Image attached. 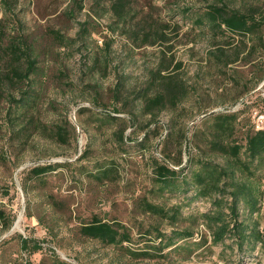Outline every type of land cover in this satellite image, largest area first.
<instances>
[{
    "label": "rangeland",
    "instance_id": "rangeland-1",
    "mask_svg": "<svg viewBox=\"0 0 264 264\" xmlns=\"http://www.w3.org/2000/svg\"><path fill=\"white\" fill-rule=\"evenodd\" d=\"M111 2L10 0L7 11L0 0V70L12 40L37 62L30 82L0 84V210L15 223L24 211L21 230L0 220V264H264L256 238L264 228V153L253 159L246 148L264 126V46L212 30L205 13L220 0H129L127 20ZM227 2L264 16V0ZM157 68L175 72L189 93L153 116L145 93ZM233 116L225 141L243 145L237 160L210 146L217 122ZM46 164L56 169L31 173ZM160 164L178 171L169 187ZM197 172L219 175L225 192L204 191ZM236 188L242 227L215 243L222 220H233ZM95 217L123 226L132 240L83 235Z\"/></svg>",
    "mask_w": 264,
    "mask_h": 264
},
{
    "label": "trees",
    "instance_id": "trees-1",
    "mask_svg": "<svg viewBox=\"0 0 264 264\" xmlns=\"http://www.w3.org/2000/svg\"><path fill=\"white\" fill-rule=\"evenodd\" d=\"M220 4H212L208 6V10L205 13L206 19L209 21V24L213 25L212 30L216 31L219 29L223 32L228 31L231 34L244 36L247 38H257L260 45L264 46V16L258 15L256 12H244L239 9L232 8L227 0H220ZM8 4L7 11H13L10 4V0H5ZM130 2L129 0H112L111 10L113 11L115 17L118 20H127V13L129 10ZM73 12H71L72 15ZM204 18H202L203 20ZM203 23L204 20H203ZM159 33V32H158ZM161 35H164L161 32ZM6 32L4 28V21L0 20V39H5ZM154 37V34L147 33L146 38L147 42H150ZM1 43V41H0ZM9 48V61L7 64V71L0 70V84L3 82H9L10 84H21L30 82V77L32 73L36 70V60L31 59L26 54L23 56V52L20 50L19 44L17 41H10V44L7 45ZM27 57L26 66H23V58ZM177 67H181V64H178ZM169 68H157L153 70L150 80L149 87H147V92L145 93V111L148 114L155 116L156 110H163L167 107H177L179 103L188 95L189 88L184 80L180 79L175 72L167 71ZM117 90L120 91V86L117 87ZM152 90L155 91L153 95H150L149 92ZM29 93L22 94V96H28ZM18 102V100H15ZM237 116L231 118H226L225 121L217 122L216 136L214 139L210 140V146L215 150H218L225 156L233 158V160L240 159V154L243 149L242 144H227L225 138L229 136L230 127L233 126V122ZM228 122L230 124H228ZM58 136L63 139V134L61 131H58ZM122 140H125L124 133L122 132ZM247 151L249 155L255 159L258 156H261L264 153V128L259 129L256 132L247 136ZM209 165V163H205ZM56 169V166L53 164L46 165H37L32 168L31 173L35 176H41L49 171ZM158 178L165 186L169 187L172 183H175V179L178 176V171L174 168H171L167 164H160L157 168ZM195 178L198 180L199 184L203 185V189L206 190H216L217 192L223 193L225 189L220 185L221 177L214 176V172H211L208 176H203L202 173L197 172ZM239 185H237L238 187ZM240 187H238L239 189ZM242 193L240 191L234 190L230 195L232 196V217L234 222H226L222 220L220 226L213 232V240L215 243L223 241L225 235L228 232L237 231V228L242 227V225L237 221L239 216L238 212V203L239 197ZM245 193L250 194V192L245 191ZM206 195V192H203ZM257 201V200H256ZM149 210L156 213L165 214V209L161 206L153 204L151 202L147 203ZM256 207V204L253 206ZM208 217L211 216V212L206 214ZM5 220L4 226L6 228H11L15 223V218H10L6 220V212L0 210V220ZM219 216H218V218ZM222 219V218H221ZM123 226H118L117 223H112L95 217L91 222L86 223L82 226L81 232L83 235L99 239L108 244H115L124 241H131V234L122 228ZM193 236L192 233L187 232L186 236ZM161 240L162 236L159 237ZM256 238L264 245V228L262 231L256 233ZM30 239H23V247L25 249L29 248ZM41 248L40 245L36 244L33 251H37ZM22 264V263H20ZM67 264V263H63Z\"/></svg>",
    "mask_w": 264,
    "mask_h": 264
},
{
    "label": "bare ground",
    "instance_id": "bare-ground-1",
    "mask_svg": "<svg viewBox=\"0 0 264 264\" xmlns=\"http://www.w3.org/2000/svg\"><path fill=\"white\" fill-rule=\"evenodd\" d=\"M24 219V211H21L18 216V221L16 223L15 229L21 230L22 229V220Z\"/></svg>",
    "mask_w": 264,
    "mask_h": 264
},
{
    "label": "built area",
    "instance_id": "built-area-1",
    "mask_svg": "<svg viewBox=\"0 0 264 264\" xmlns=\"http://www.w3.org/2000/svg\"><path fill=\"white\" fill-rule=\"evenodd\" d=\"M260 118H261V122H262V119H264V114H262L261 116H260ZM262 128H264V126H262Z\"/></svg>",
    "mask_w": 264,
    "mask_h": 264
},
{
    "label": "water",
    "instance_id": "water-1",
    "mask_svg": "<svg viewBox=\"0 0 264 264\" xmlns=\"http://www.w3.org/2000/svg\"><path fill=\"white\" fill-rule=\"evenodd\" d=\"M18 221V220H17ZM17 221H16V223H17ZM16 223L14 224V226L12 227V229H15V227H16Z\"/></svg>",
    "mask_w": 264,
    "mask_h": 264
}]
</instances>
